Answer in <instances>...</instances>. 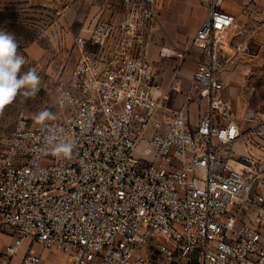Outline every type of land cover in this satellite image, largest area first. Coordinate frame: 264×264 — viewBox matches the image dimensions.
Segmentation results:
<instances>
[{
  "label": "built area",
  "instance_id": "2783aa9c",
  "mask_svg": "<svg viewBox=\"0 0 264 264\" xmlns=\"http://www.w3.org/2000/svg\"><path fill=\"white\" fill-rule=\"evenodd\" d=\"M224 1L200 0L187 50L159 51L180 64L199 53L177 108L148 59L156 0H111V17L74 38L56 119L0 147V235L11 237L0 264L23 241L70 264H264V160L252 152L264 150V120L249 107L244 121L258 122L244 130L224 94L220 35L234 22ZM202 103L192 126L189 108ZM54 129L74 142L70 157L52 153ZM21 264L41 258L29 250Z\"/></svg>",
  "mask_w": 264,
  "mask_h": 264
},
{
  "label": "rangeland",
  "instance_id": "374dc122",
  "mask_svg": "<svg viewBox=\"0 0 264 264\" xmlns=\"http://www.w3.org/2000/svg\"><path fill=\"white\" fill-rule=\"evenodd\" d=\"M227 2L230 0L224 1L223 9ZM90 7L91 0H0V31L12 34L17 40V51L26 61L21 71L35 68L41 78L40 90L35 97L18 96L0 113V147L17 128L29 125L40 110L47 109L58 115L57 90L67 85L77 56L73 27L87 26L83 32L90 29ZM156 11L158 22L148 59L157 85L163 92H170L172 103L180 106L191 90V77L199 53L192 51L189 60L180 64L173 55L160 58L159 51L162 48L187 50L206 11L200 0H156ZM220 36L221 41L227 39V33ZM186 65L190 66L188 72L184 71ZM176 68L182 82L177 94L173 95L172 80ZM183 82H187L184 87ZM198 116L196 113L194 118ZM249 126L250 123L244 122L242 127L245 130ZM260 143L264 149V141ZM252 152L264 160V150ZM5 245H0V256Z\"/></svg>",
  "mask_w": 264,
  "mask_h": 264
},
{
  "label": "crops",
  "instance_id": "0c3cea01",
  "mask_svg": "<svg viewBox=\"0 0 264 264\" xmlns=\"http://www.w3.org/2000/svg\"><path fill=\"white\" fill-rule=\"evenodd\" d=\"M109 2L111 0H91L90 28L98 20L111 17L110 12L105 8V4ZM224 11L234 18L231 28L226 32L227 39L222 41L220 46V61L224 66L223 79L226 85L224 94L230 100L234 114L242 125L245 122L244 114L249 107L255 110L259 120H264V0H230ZM86 27H73L75 29L73 34L77 36L86 33L82 31L87 29ZM189 70L190 66L186 65L184 71ZM185 83L183 82V87ZM171 92L173 95L177 94L174 88ZM170 101L174 108L179 107L172 103L171 95ZM205 110V103L199 107L190 106L192 126L199 118V116L194 118L196 113L201 115ZM257 122L258 120H249L247 123L254 125ZM9 242H11L10 236L0 235V245ZM29 250L40 256L41 264H70L67 256L44 250L40 245H32L27 241L22 242L18 254L7 264H21Z\"/></svg>",
  "mask_w": 264,
  "mask_h": 264
},
{
  "label": "clouds",
  "instance_id": "9594fccd",
  "mask_svg": "<svg viewBox=\"0 0 264 264\" xmlns=\"http://www.w3.org/2000/svg\"><path fill=\"white\" fill-rule=\"evenodd\" d=\"M19 44L15 37L5 31H0V113L13 104L18 96L35 97L39 92L41 78L35 68L22 72L26 63L24 56L17 51ZM56 116L49 110L35 114L36 123L44 126L46 121L55 120ZM62 131V130H60ZM51 151L58 157H70L74 142L53 130L48 136Z\"/></svg>",
  "mask_w": 264,
  "mask_h": 264
},
{
  "label": "bare ground",
  "instance_id": "6f19581e",
  "mask_svg": "<svg viewBox=\"0 0 264 264\" xmlns=\"http://www.w3.org/2000/svg\"><path fill=\"white\" fill-rule=\"evenodd\" d=\"M234 165V167L237 169V166L235 165V164H233Z\"/></svg>",
  "mask_w": 264,
  "mask_h": 264
}]
</instances>
